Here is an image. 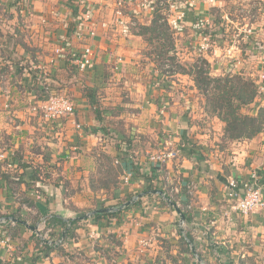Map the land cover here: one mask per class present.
<instances>
[{
    "label": "crops",
    "instance_id": "0c3cea01",
    "mask_svg": "<svg viewBox=\"0 0 264 264\" xmlns=\"http://www.w3.org/2000/svg\"><path fill=\"white\" fill-rule=\"evenodd\" d=\"M135 1L119 14L115 0H0V152L8 156L0 161V213L6 215L0 222V260L264 264V209L236 212L227 195L231 178L248 180L255 172L264 192V132L221 145L216 142L221 132L209 135L197 127L195 81L188 73L171 77L158 70L140 30L152 23L155 4L142 7L137 3L141 0ZM187 1L193 4L181 16L206 22L210 11L199 5L202 0ZM85 13L90 14L88 22H83ZM173 21L177 19H169L171 31L181 35L175 44L185 51L182 59H194L201 33L187 18L184 24ZM184 30L190 32L185 35ZM89 46L95 49L96 65L81 71L73 58ZM206 52L209 63L216 59ZM238 58L240 64L221 62L215 68L237 71L251 60ZM43 73L55 90L70 95L74 116L50 120L31 110L43 98L38 80ZM188 140L194 146L182 151ZM179 149L180 154L157 167L149 159L152 153ZM23 162L32 165L24 168ZM36 166L43 169L38 182L31 178ZM23 172L22 182L12 180ZM168 177L181 186L176 206L149 192L152 184L159 186ZM190 182L198 185L193 198L186 191ZM144 192L117 215L79 217L61 251L41 261L31 260L39 250L37 232L8 219L21 212L30 225L36 215L75 219L79 212L126 203ZM185 208L190 217L183 226ZM189 231L192 252L182 239Z\"/></svg>",
    "mask_w": 264,
    "mask_h": 264
},
{
    "label": "rangeland",
    "instance_id": "374dc122",
    "mask_svg": "<svg viewBox=\"0 0 264 264\" xmlns=\"http://www.w3.org/2000/svg\"><path fill=\"white\" fill-rule=\"evenodd\" d=\"M159 1L155 2L157 4L153 3L155 4L154 8H158L168 21L169 19L176 18L177 21H173V24L174 22L184 24L182 21L184 17L181 15L184 13V8L186 7L181 5L180 7L177 6L178 2L181 3L180 0ZM201 2L202 3H199V5L201 4L200 6L207 7L210 11V16H208L209 18L205 22V24L208 25H205L203 22L199 23L201 27L199 33H201V37L197 40V44L195 45L198 49V54L193 57L194 59H182L185 58L183 54L185 51L181 47L182 44L179 43V46L175 44L178 42H176L175 39L179 40L180 38L178 37H181V35L177 36L173 34L174 48H171V40L165 37L160 39L153 37L148 44L150 50L155 55L154 62L159 71L163 69L162 71L165 72V75L170 74L172 77L182 68L191 73L188 75L194 79L195 73L192 70V65L196 62L203 64L204 69L210 70L213 76H223L228 73V70L217 71L215 66H218L221 62H224L223 65L227 66L234 65L238 61H241L238 56L246 60L251 56V60L245 63V65L247 64L246 66H243L242 69H238L237 71L231 70L230 72L233 75L241 74L244 78L254 82L253 86L257 90V96L252 103L245 104L242 109L244 113H254L259 107L264 106V87L260 86L262 84L264 86V83L261 81L264 60V0H216L214 2L202 0ZM179 16L182 18H179ZM161 22H163V20ZM181 29V31H183L184 28L181 27ZM189 32L184 30L185 35ZM167 33L170 35L171 32L168 31ZM163 43L166 44L165 47H163ZM202 46H205V48ZM176 48L178 49L177 51ZM178 51L180 53H177ZM204 51H207L206 54H216V59L209 63L203 56ZM246 53L250 55L248 56ZM173 56L175 60L171 59ZM205 60L207 63H203ZM164 61L166 64L164 67L160 68V64ZM198 90V93H195L196 96L194 99L197 105L193 110L197 123L196 125L209 135H213L215 132H221L222 139L216 142L223 145L226 140H229L225 137L224 129L226 123L213 112L212 104L209 103L206 96L199 88ZM234 102L235 104L238 103L237 100ZM185 145L189 149L193 145V142L188 140ZM156 153L157 152H155V154ZM184 225L185 224H183V226Z\"/></svg>",
    "mask_w": 264,
    "mask_h": 264
},
{
    "label": "trees",
    "instance_id": "16d2710c",
    "mask_svg": "<svg viewBox=\"0 0 264 264\" xmlns=\"http://www.w3.org/2000/svg\"><path fill=\"white\" fill-rule=\"evenodd\" d=\"M180 1L181 3L178 2L177 4L178 7H180V5L183 7H186V4L192 5L188 3L187 0H180ZM186 13L188 14V12ZM189 13H192V12H189ZM186 18L193 21V26L196 28L198 32H200L201 30L199 23L203 22L205 24V21H203L204 18L197 19V18H194V17H191L185 14L184 19ZM162 20L163 22H161ZM205 25H208V24H205ZM140 30H141V33L146 35L147 40L149 42L153 39V37H157L159 39L162 37H165L171 40V43H170L172 45L171 48H174V44H173L174 38H173V32L171 31V25L169 24L168 19L164 17L163 13L158 8L155 9V14H154L152 23L150 25L141 26ZM168 31L171 32L170 35H168L167 33ZM149 34L151 35L148 36ZM163 45H164L163 47H165L166 44L163 43ZM171 59L175 60V57L173 56ZM203 63H207V61L205 60ZM165 64H166L165 61L162 62L160 64L161 66L160 68L164 67ZM192 70L195 73L194 80L197 85L196 87H198L203 92V94L206 96V99L209 101V103L212 104L213 112H215V114L219 116L221 120H223L226 123L225 129H224L225 137H227L231 141L238 140V139H251L264 132V106L259 107L258 110H256V112L254 113H244L242 111L243 106L245 104L252 103L257 96V90L253 86L254 85L253 81L244 78L241 74L233 75L230 72L231 70H228V73H226L223 76L222 75L213 76L210 70L204 69L203 64H200L199 62H196L195 64L192 65ZM177 72L191 74L182 68L181 70H178ZM162 73H165V72L162 71ZM53 90H55V88H53ZM235 100H237L238 103L235 104L234 102ZM97 117L101 119L100 114H98V112H97ZM182 151L187 152L186 145L182 148ZM23 163H24L23 164L24 168L32 165L27 162H23ZM25 173L26 172H23L22 174H20L19 177L17 176L13 177L12 180L17 181L18 183L22 182L23 180L21 177ZM42 176H43V169L40 166L34 167L33 174L31 176L32 180L35 182H38L40 181V179H42ZM3 178H6L7 182L9 183L10 181L9 175L4 174ZM153 181L154 179L152 180V182ZM263 181H264V176H263ZM152 185L149 191L154 190L155 188L162 189L168 195L171 201L175 203L177 202V195L170 194L169 189L165 185V182H162L159 186H156L154 184ZM134 195L135 194L129 195L127 200L134 197ZM161 200H163L165 203H170L168 199H165L162 196H161ZM124 201L125 200H120L119 202L115 204H103L100 206V208L110 207L113 205L120 206L122 203H124ZM23 202L24 204H26L25 201ZM27 203L29 206L30 204L34 206L33 202L27 201ZM188 212L189 210L186 208L185 210H182V213L185 216L184 219L187 221L189 220V217H190L188 215ZM85 213L87 212L86 211L79 212L78 218H75V219L65 218L64 216L58 215V214H52V215H47V216L36 215L35 220H33V222L31 223L34 225H37L39 220L42 217L46 218L47 225L49 227H53V231L50 233V239H55L56 237L58 238L63 237V242H60V243H56L55 241L50 242V239L43 241L41 238L38 237L39 250H38V253L34 257L31 258V260L41 261V258L45 256H49L52 251H55V250L61 251L67 239L73 235L72 231H73L74 226H76L80 222L79 217L83 216ZM117 214H118V211L109 212V213L98 212L92 218L99 219L102 217L114 216ZM11 216L18 218L21 221L28 220V217L22 214V212L17 213L15 215L12 214ZM4 217H6V215L0 213V218H4ZM18 223L25 225L22 222H18ZM186 238L188 240L194 241V237L192 236L190 231L186 233L185 236H182V239L187 244V250L192 252V249L189 246L190 244ZM0 264H10V262H3L2 260H0ZM11 264H27V262L23 259H20V260L16 259L15 262Z\"/></svg>",
    "mask_w": 264,
    "mask_h": 264
},
{
    "label": "built area",
    "instance_id": "2783aa9c",
    "mask_svg": "<svg viewBox=\"0 0 264 264\" xmlns=\"http://www.w3.org/2000/svg\"><path fill=\"white\" fill-rule=\"evenodd\" d=\"M115 1H117V5L120 7V9L118 10L119 14L122 13L123 6L133 5V3L136 2L135 0ZM157 1L159 0H141L137 3L142 7H146ZM210 1L214 2L216 0ZM90 18V14L85 13L83 22H88ZM83 25L84 29L87 30L88 26L86 27V23H84ZM91 33L94 34L93 31ZM202 47L205 48V46ZM95 53V49H93L92 47H85L82 51L75 55V57L73 58V62L81 71L91 69L96 65ZM43 76L48 78V75L46 76L45 73H43L38 77V80H40L42 84L41 90L43 98L36 100V102L32 104L31 110L35 113H42L44 117L50 120L74 116L76 108L70 95L66 92L53 90L54 87L52 86V84L46 80H43ZM261 81L262 83H264V60L261 72ZM260 86L264 87L263 84ZM78 127H80V125H78ZM178 153L180 154V149L170 150L168 152L162 151L156 154H151L149 159L151 160V162L154 163L155 166H158V164H163L166 163L168 160L173 159L174 157H176V155H178ZM7 157L8 156L6 152H0V161L5 160ZM129 175H131V173ZM129 175H127L128 177H126V179H129ZM165 185L169 189L171 195H177L181 191V186L175 184L169 178L166 179ZM186 189L190 197L193 198L198 190V185L195 182H190L186 185ZM227 195L229 199L232 200V208L236 212L250 214L252 212L264 209V192L260 183V177L258 172L252 173L251 178L248 180H238L237 178H231L229 181V189ZM23 206L26 209H30L26 204H23ZM186 208L190 210L192 208V204L187 205ZM10 222H12L13 224L15 223L12 220ZM37 226V236L43 241L50 239V233L53 231V227H49L47 225L46 218L42 217L39 220ZM53 241H55L56 243L63 242V237H56L55 239H50V242Z\"/></svg>",
    "mask_w": 264,
    "mask_h": 264
},
{
    "label": "water",
    "instance_id": "95a60500",
    "mask_svg": "<svg viewBox=\"0 0 264 264\" xmlns=\"http://www.w3.org/2000/svg\"><path fill=\"white\" fill-rule=\"evenodd\" d=\"M149 192H152V193H156V194H159L160 196H162L163 198L165 199H168L170 201L171 204L173 205H176L175 202L171 201V199L168 197V195L162 190V189H155V190H151ZM147 194V192H144V193H140L138 194L137 196H135L133 199L129 200L128 202L120 205L119 207H105V208H97V209H94L88 213H86L85 215H83L80 219L84 220V219H89L91 217H93L96 213L98 212H102V213H109V212H114V211H120V210H123L126 206L132 204L133 202H135L139 197H142L143 195ZM180 212V210H179ZM184 215L183 213H181V224H185V219H184ZM8 219H11L12 221L14 222H22L24 223L25 225H27L30 229L34 230V231H38V226L37 225H30L27 221H21L19 220L18 218H15V217H12V216H9ZM1 221H6L5 218H0V222ZM199 260H201L202 262V259L199 257L198 258ZM203 263V262H202Z\"/></svg>",
    "mask_w": 264,
    "mask_h": 264
}]
</instances>
